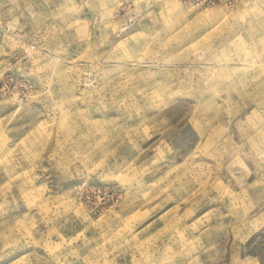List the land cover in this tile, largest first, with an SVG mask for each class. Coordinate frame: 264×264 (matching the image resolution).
I'll use <instances>...</instances> for the list:
<instances>
[{
    "label": "rangeland",
    "instance_id": "rangeland-1",
    "mask_svg": "<svg viewBox=\"0 0 264 264\" xmlns=\"http://www.w3.org/2000/svg\"><path fill=\"white\" fill-rule=\"evenodd\" d=\"M0 264H264V0H0Z\"/></svg>",
    "mask_w": 264,
    "mask_h": 264
}]
</instances>
